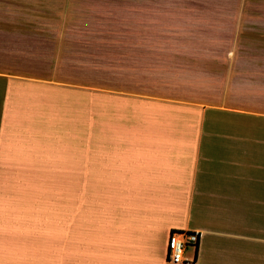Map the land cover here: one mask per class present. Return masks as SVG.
I'll return each mask as SVG.
<instances>
[{"label": "crops", "instance_id": "crops-1", "mask_svg": "<svg viewBox=\"0 0 264 264\" xmlns=\"http://www.w3.org/2000/svg\"><path fill=\"white\" fill-rule=\"evenodd\" d=\"M246 20L152 35L157 94L0 70V264H171V231L199 233L183 264H264V91L238 56L264 25Z\"/></svg>", "mask_w": 264, "mask_h": 264}, {"label": "rangeland", "instance_id": "rangeland-1", "mask_svg": "<svg viewBox=\"0 0 264 264\" xmlns=\"http://www.w3.org/2000/svg\"><path fill=\"white\" fill-rule=\"evenodd\" d=\"M241 15L247 26L264 25L252 20L264 17V0H0V70L86 90L157 94L165 55L149 47L167 39L152 35L169 29L219 34ZM247 36L259 52L241 53L239 61L259 65L263 92L264 32ZM199 37L203 45L221 40Z\"/></svg>", "mask_w": 264, "mask_h": 264}, {"label": "built area", "instance_id": "built-area-1", "mask_svg": "<svg viewBox=\"0 0 264 264\" xmlns=\"http://www.w3.org/2000/svg\"><path fill=\"white\" fill-rule=\"evenodd\" d=\"M199 244V233L196 231H171L167 237L165 248V260L171 264H183L193 262L184 259L185 248L190 247L193 250V256Z\"/></svg>", "mask_w": 264, "mask_h": 264}]
</instances>
